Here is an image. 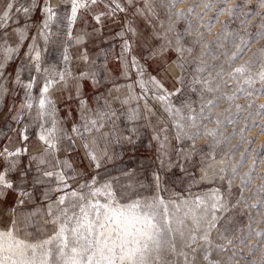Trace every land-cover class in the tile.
Returning <instances> with one entry per match:
<instances>
[{"label":"rangeland","instance_id":"rangeland-1","mask_svg":"<svg viewBox=\"0 0 264 264\" xmlns=\"http://www.w3.org/2000/svg\"><path fill=\"white\" fill-rule=\"evenodd\" d=\"M205 2L96 0L93 4L81 0L87 7L79 8L73 21L72 0H0V172L13 184L11 189L0 186V229L14 227L18 239L31 243L51 236L59 223L52 220L59 215L55 201L63 194L56 190L63 188L60 175L73 188L93 181L100 187L111 181L118 197L121 191H134L141 197L160 194L170 201L219 189L235 203L239 176L257 158L264 130L249 127L241 141L239 130L249 113L245 110L238 123L225 122L220 127L224 137L231 136L229 141L220 142L224 137H209L203 131L196 137L199 125L187 126L174 109L190 103L198 110L200 95L191 89L194 77L208 78L199 72L202 64L212 72L221 67L231 71L227 65L233 53L247 48L232 64L235 68L264 46V6L260 0H227L228 8L240 6L230 16L217 12L220 3L214 0L212 9L198 15ZM46 6L56 12L52 20L44 11ZM193 6L195 12H189ZM198 37L203 38L202 44L195 43ZM222 91L231 94L236 89ZM237 95L235 103L255 101L249 123L264 124V114L255 115L264 113L258 107L264 105V93L248 99ZM229 107L236 111L235 104L220 100L212 115L220 114L224 120ZM177 122L185 128L179 129ZM206 127L216 125L206 123ZM249 139L254 142L249 144ZM242 154L246 162L233 178L232 167ZM46 172L56 175L47 177ZM257 173H264V151L253 175ZM260 183L258 177L254 179L252 190ZM247 211L241 203L224 217L218 230H223L230 216L243 212L246 217ZM253 228L264 229V224H253ZM216 237L214 230L212 239ZM256 239L253 236L249 243Z\"/></svg>","mask_w":264,"mask_h":264},{"label":"snow or ice","instance_id":"snow-or-ice-1","mask_svg":"<svg viewBox=\"0 0 264 264\" xmlns=\"http://www.w3.org/2000/svg\"><path fill=\"white\" fill-rule=\"evenodd\" d=\"M90 2L95 4L96 0ZM201 2L202 0H194L196 5ZM213 3L214 0L203 3L198 15H203L204 11L212 9ZM219 3L220 7L216 11H226L230 16L240 7L236 4L228 8L227 0H219ZM260 4L264 6V0H260ZM7 7L11 9L13 4L9 3ZM81 7L86 8L87 3L72 0L71 20H75L77 10ZM116 7L119 8V4ZM22 11L26 14L29 9L25 7ZM44 11L48 13L49 20L55 18L56 12L51 6H46ZM188 11L195 12V7H190ZM4 15L7 17L8 13L5 12ZM179 15L183 16V12ZM96 19L99 21L100 17L97 16ZM47 26L46 22L45 27ZM179 39L178 36L177 40ZM203 42L202 37H198L195 41L197 45ZM246 50V47L239 49L229 58L227 68H231V71L221 67L219 71L212 72L209 71L208 65L202 64L199 72L207 73L208 78L203 75L194 77L192 83L195 87L191 89L194 93L199 92L198 110L190 103L174 109V115L186 120L187 126L199 125L194 134L196 137L201 131L209 137H224L220 127L225 122L229 125L238 123L245 110H249V113L245 117L244 127L239 130L241 141L244 140L249 127L258 126L264 130V124L249 123L256 108L254 100L247 105L235 103L239 98L237 94L248 99L254 94L264 93V46L242 64L232 68V64ZM38 55L37 53V57ZM225 76L227 79H224ZM229 81L232 83L229 84ZM257 83L260 84L259 88L256 87ZM31 86L30 84L28 87ZM48 86L45 85L44 92H47ZM226 87H234L236 91L231 94L225 93L222 89ZM176 91L179 93L180 89ZM206 95L212 98L205 100ZM160 99L166 101L167 97L161 96ZM220 100H228L235 104L236 108L235 112L231 111V107L225 109L229 114L224 120L220 119V114L212 115L213 109L218 107ZM44 105L45 99L42 97L40 107L43 108ZM258 107L264 109V105ZM261 114L264 113L255 112V115ZM212 122L216 127L207 128L206 123ZM185 126L184 123L177 122L179 129L182 130ZM231 135H235V130ZM41 139L46 140L44 136H41ZM230 139L231 136L224 137L220 142H227ZM253 142V139H249V144ZM256 151L257 158L252 160L249 171L239 176V194L235 197V203H232L219 189L191 198L177 197L170 201H166L160 194L141 197L134 191L131 194L121 191L118 197L111 181L105 182L100 187H95L96 182L93 181L92 184H81L73 188L64 181L63 175H60L58 179L59 183L63 184V188L56 190L63 194L55 201L59 215L52 220L53 224L59 221L56 230L48 238L35 243L18 239L14 227L6 232L0 231V264H200L201 261L202 264H264V248L261 247L264 244V229L253 228V224H264V173L253 175L259 155L264 151V144ZM8 155L14 153L9 152ZM91 158L96 161L95 155ZM245 162L246 155L242 154L240 162L232 167L233 178L237 176L239 168ZM96 167H99L98 161ZM221 172H226V169L222 168ZM44 175L54 177L56 174L46 172ZM257 177L261 183L255 185V189L252 190L253 180ZM154 179L158 181L159 177L156 176ZM228 185L230 193L231 179L228 180ZM0 186L13 188V184L8 182L3 172H0ZM86 188L89 189L88 192L84 191ZM246 191H250L251 195L246 196ZM20 195L24 196L26 193L21 192ZM20 203L23 204L24 201L21 200ZM241 203L248 209L246 217L243 212L234 214L229 217L223 230H218L224 217ZM48 214L53 215L51 206ZM214 230L217 231L216 240L212 239ZM253 236L257 239L249 243ZM240 246L247 247L248 252L245 253ZM258 251L260 256L257 258ZM246 256L247 260H245Z\"/></svg>","mask_w":264,"mask_h":264},{"label":"bare ground","instance_id":"bare-ground-1","mask_svg":"<svg viewBox=\"0 0 264 264\" xmlns=\"http://www.w3.org/2000/svg\"><path fill=\"white\" fill-rule=\"evenodd\" d=\"M79 9V8H78ZM77 12H78V10H77ZM44 89V88H43ZM0 231H4V232H6L7 230H3V229H0ZM19 239H21V238H19Z\"/></svg>","mask_w":264,"mask_h":264}]
</instances>
